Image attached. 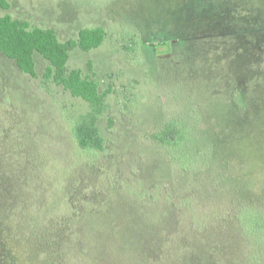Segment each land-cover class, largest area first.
I'll return each mask as SVG.
<instances>
[{
    "label": "rangeland",
    "instance_id": "rangeland-1",
    "mask_svg": "<svg viewBox=\"0 0 264 264\" xmlns=\"http://www.w3.org/2000/svg\"><path fill=\"white\" fill-rule=\"evenodd\" d=\"M8 1L0 16L60 41L102 26L103 43L73 48L67 67L111 90L98 120L104 148L83 152L70 122L87 105L42 84L39 53L32 78L0 52V167L30 174L15 163L28 149L42 175L24 193L16 232L51 251V264H149L156 239L169 245L155 264H244L249 246L263 258L264 245L248 246L236 228L242 203L213 163L209 130L249 187L264 186V0ZM167 123L188 131L184 145L151 142ZM217 241L224 250L213 252ZM7 249L0 232V263Z\"/></svg>",
    "mask_w": 264,
    "mask_h": 264
},
{
    "label": "trees",
    "instance_id": "trees-1",
    "mask_svg": "<svg viewBox=\"0 0 264 264\" xmlns=\"http://www.w3.org/2000/svg\"><path fill=\"white\" fill-rule=\"evenodd\" d=\"M9 7L8 0H0V8L9 9ZM105 36V29L102 26H97L83 28L78 32L76 38L60 41L52 29L31 26L28 21L13 18L9 14L0 16V52L14 60L18 69L32 78L36 77L33 54L34 52L39 53L47 61L41 77L42 84L46 86V84L53 83L87 105V110L70 122V131L75 144L81 151L87 153H94L104 148V138L98 127V120L107 111L106 97L111 90L109 87L100 90L98 82L90 74L85 75L78 68L69 69L67 61L69 52L73 48L78 47L82 51H90L98 48L103 43ZM238 110H243V108L239 107ZM187 134L186 129L178 127L175 123H167L164 127L155 130L150 135V139L157 147H179L186 142ZM209 134L213 163L223 174L224 187L229 191L232 190L242 203L240 204L243 208L234 214L236 228L242 231L245 236L246 233L250 236L247 238L248 246L251 239L257 245H264V186L257 187L255 185L254 188H250L241 174L240 165L222 149L219 140L216 142L211 130H209ZM25 142L23 140L22 143ZM18 153L21 159L15 163L24 164L30 168L28 169L30 174L14 173L0 167V232L4 236L10 255L9 259L6 257L7 260L0 264H19L18 258L25 262L28 261L29 264H51V251L48 252L45 246L39 245L38 249L33 245L34 242L32 243L29 241L30 239L22 237L16 232L19 207H23L25 203L24 193L27 190H33L31 181L39 170H34L31 166V155L28 149L18 151ZM207 157L210 158V155L208 154ZM183 160L182 157L179 164L181 169L186 170L187 165ZM37 176L39 178L42 175L40 173ZM182 202L181 199L180 203ZM252 232L257 236L252 235ZM243 233L242 235H244ZM191 237L192 235H188L189 239ZM162 240L152 241L151 247L155 255H148L149 264L161 261L157 259L161 257L160 252L169 242H165V239ZM235 242L237 243V240ZM180 244L177 239L173 240L170 244V251L178 253L181 249ZM244 244L246 245L245 242ZM221 246V242L217 241L211 251L224 250ZM248 249L244 264L252 262L264 264L262 263L264 257L255 261L253 258L256 254L251 251L250 246ZM25 262L23 264H26Z\"/></svg>",
    "mask_w": 264,
    "mask_h": 264
}]
</instances>
